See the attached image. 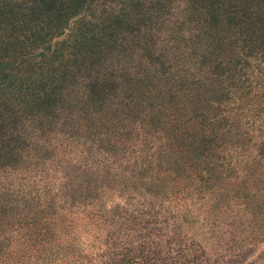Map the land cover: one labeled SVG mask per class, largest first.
I'll list each match as a JSON object with an SVG mask.
<instances>
[{"label": "rangeland", "instance_id": "1", "mask_svg": "<svg viewBox=\"0 0 264 264\" xmlns=\"http://www.w3.org/2000/svg\"><path fill=\"white\" fill-rule=\"evenodd\" d=\"M240 76L208 102L225 118L197 150L185 116L176 148L154 131L122 145L97 123L50 134L44 163L5 164L0 264H264V97L243 99L241 85L264 93V51Z\"/></svg>", "mask_w": 264, "mask_h": 264}, {"label": "trees", "instance_id": "2", "mask_svg": "<svg viewBox=\"0 0 264 264\" xmlns=\"http://www.w3.org/2000/svg\"><path fill=\"white\" fill-rule=\"evenodd\" d=\"M259 51L264 0H0V168L44 163L50 134L97 123L124 145L129 132L169 138L186 116L204 147L225 118L208 102ZM249 81L243 99L264 97ZM99 112L113 113L105 127Z\"/></svg>", "mask_w": 264, "mask_h": 264}]
</instances>
